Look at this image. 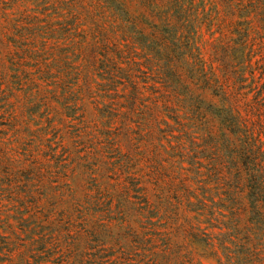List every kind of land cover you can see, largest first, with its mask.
I'll return each instance as SVG.
<instances>
[{
  "label": "rangeland",
  "instance_id": "obj_1",
  "mask_svg": "<svg viewBox=\"0 0 264 264\" xmlns=\"http://www.w3.org/2000/svg\"><path fill=\"white\" fill-rule=\"evenodd\" d=\"M111 1L0 0V264H238L184 201L199 182L182 128L154 53ZM213 19L197 38L216 60L231 32ZM251 19L263 82L264 24Z\"/></svg>",
  "mask_w": 264,
  "mask_h": 264
},
{
  "label": "trees",
  "instance_id": "obj_2",
  "mask_svg": "<svg viewBox=\"0 0 264 264\" xmlns=\"http://www.w3.org/2000/svg\"><path fill=\"white\" fill-rule=\"evenodd\" d=\"M111 2L131 38L154 53L163 101L182 128L171 130L180 132L199 182L184 201L219 229L215 238L229 263L264 264V81L252 67L250 38L251 18L264 24V0H140L139 12L127 0ZM213 17L231 32L216 60L205 57L197 38ZM140 23L149 31L138 30ZM138 87L133 82L136 95Z\"/></svg>",
  "mask_w": 264,
  "mask_h": 264
}]
</instances>
